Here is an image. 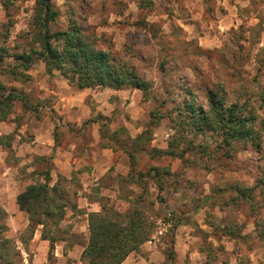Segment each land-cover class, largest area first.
I'll use <instances>...</instances> for the list:
<instances>
[{"label": "rangeland", "instance_id": "rangeland-1", "mask_svg": "<svg viewBox=\"0 0 264 264\" xmlns=\"http://www.w3.org/2000/svg\"><path fill=\"white\" fill-rule=\"evenodd\" d=\"M241 1L226 9L215 0H52L60 13L50 23L52 33L75 20L145 85L103 91L98 102L90 97L86 105L76 99L68 112L73 120L66 122L46 96L47 83L68 82L60 71L49 73L33 56L27 73L34 79L14 81L5 74L14 55L40 50L32 34L37 0H0V81L27 96L1 122L11 130L0 135V222L14 246V264H81L89 214L103 206L120 213L138 207L157 223L151 240L123 264H264V134L260 150L250 141L227 144L188 111L189 104L208 111L207 90L214 88L226 107L247 101L264 119V0L251 6ZM48 116L55 122L53 151L32 155L24 143L34 140L33 129H42L36 122ZM95 127L101 156L114 166L93 185L83 182L91 165L59 173L54 160L63 154L60 148L90 145ZM129 153L135 157L133 178ZM117 166H125L126 174ZM155 168L159 177L151 173ZM48 171L57 189L53 197L66 207L56 225L42 217L44 227L32 224L18 197L43 184Z\"/></svg>", "mask_w": 264, "mask_h": 264}, {"label": "trees", "instance_id": "trees-1", "mask_svg": "<svg viewBox=\"0 0 264 264\" xmlns=\"http://www.w3.org/2000/svg\"><path fill=\"white\" fill-rule=\"evenodd\" d=\"M34 12L32 34L40 50L31 49V53L24 52L13 56L15 64L5 74L12 76L14 81L22 82L31 78L27 72L32 69L33 56H36L35 60H42L49 73L60 71L69 84L80 89L99 87L145 90L143 80L135 70L116 63L112 50L98 46L91 40L94 37L87 35L75 20L70 21L67 30L52 33L50 23L60 14L52 0H37ZM207 97L210 107L208 111L204 107L197 110L192 104L188 105L189 114L198 122V126L203 123L210 130L222 134L227 144L231 141H250L258 150L262 149L264 119L259 117L247 101L226 107L225 99L214 88L207 90ZM26 98L17 88H9L0 81V123L8 119L16 101ZM141 139L142 136L138 138ZM154 152L158 156L174 157L173 151L154 149ZM183 155L180 154L179 158ZM129 156L132 169L128 176L133 178L135 157L133 153H129ZM152 172L156 177L161 175L159 168ZM51 180V173L48 171L44 174L43 184L28 186L18 197L21 210L29 214L32 224L35 222L46 227L43 217L52 220L56 225V218L62 219L65 215L66 205L58 203L53 197L57 189L50 186ZM156 184L161 191L163 185ZM157 198L159 202L164 201L161 196ZM63 199L66 200L65 196ZM144 212L138 207H134L131 212H107L103 206L101 212L90 213L88 241L81 255V264H123L130 254L151 240V234L157 228V223L152 222ZM4 213L0 207V215ZM5 230L6 226L0 222V264H14L10 255L14 246L12 241L4 237ZM45 239L53 247L54 241L51 238Z\"/></svg>", "mask_w": 264, "mask_h": 264}, {"label": "crops", "instance_id": "crops-1", "mask_svg": "<svg viewBox=\"0 0 264 264\" xmlns=\"http://www.w3.org/2000/svg\"><path fill=\"white\" fill-rule=\"evenodd\" d=\"M188 2V4H192L193 2H203L204 0H185ZM208 2H214V0H207ZM218 4L221 6H225L226 9H233L238 8V3H240V0H215ZM242 2V1H241ZM244 2V4H243ZM241 4V6H251L252 0H244ZM232 23H234V19H231ZM228 22V20H225ZM55 74L56 72H52ZM33 79L35 76L34 73H30ZM49 77V76H48ZM60 85L52 87L49 85V83L46 84V96H51L53 98V106L55 111L58 112V114L66 116L63 119H65L66 122L73 120V117L68 113L70 111V108H73L72 106L75 104V100H80L79 104H85L86 101L91 97V100H96L97 102L100 100V96L102 95L103 91L107 92L108 94H118L121 92V90H114L111 88H85L80 89L78 87H73L70 85L66 80H60L57 82ZM51 88V89H50ZM75 113V112H74ZM67 114V115H65ZM5 123V122H3ZM2 125L0 126V135L8 134L9 130H11L10 125ZM39 127L42 129H33L35 133V138L30 143H24V145H28L30 147V152L32 155H38V156H45L48 155L50 152L53 151V148L51 146H54V128H55V122L51 119V117H46L42 122L37 121L36 122ZM15 125V124H13ZM21 131V130H20ZM92 136H94L95 140L91 142V146H94L96 149H91L89 144H84L82 147H80V144L77 143L75 145H69L67 147V150L64 148H60L61 151H63V154H60V152L57 154L56 159L54 160L56 170L63 174V175H70L73 169H77L84 166H93V169L89 175L87 173H84V181L88 182L89 184H94V182H99L101 178L111 169L112 166H114L113 163L109 160V157L104 159L102 158L101 154H103L102 147L97 146V142L99 139V130L94 128V132L92 133ZM23 145V144H22ZM75 146H77V151L79 152L78 155H74ZM21 148V146H20ZM64 149V150H63ZM33 157V156H32ZM120 165V164H119ZM123 167L116 168L117 172L122 171L123 174H126L127 170ZM91 170V169H90ZM89 179L91 181H89ZM87 185V184H86ZM125 263V262H124Z\"/></svg>", "mask_w": 264, "mask_h": 264}]
</instances>
